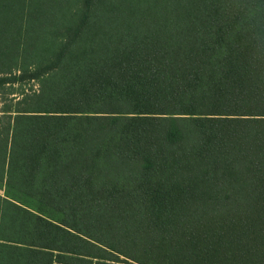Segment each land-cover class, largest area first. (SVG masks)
<instances>
[{
	"label": "trees",
	"instance_id": "16d2710c",
	"mask_svg": "<svg viewBox=\"0 0 264 264\" xmlns=\"http://www.w3.org/2000/svg\"><path fill=\"white\" fill-rule=\"evenodd\" d=\"M29 80L0 110V264L81 260L67 227L264 264V0H0V94Z\"/></svg>",
	"mask_w": 264,
	"mask_h": 264
},
{
	"label": "crops",
	"instance_id": "0c3cea01",
	"mask_svg": "<svg viewBox=\"0 0 264 264\" xmlns=\"http://www.w3.org/2000/svg\"><path fill=\"white\" fill-rule=\"evenodd\" d=\"M66 228V227H65ZM67 230L78 234L79 236H81L83 239L87 240L88 242H84L80 243V254H74L71 252H58V253H62L64 255H73L76 257H79L81 260L78 261H73V262H60V261H55L54 264H112L115 263L113 261L112 255H117L123 259H126L125 262H120L118 261L115 264H140L139 262H137V260H133L132 258L129 259L128 257L118 254L117 252H115L111 247L106 246V245H102L99 242H96L90 238H88L87 236L83 235L82 233L76 232L75 230H72L70 228H66ZM56 252V251H55Z\"/></svg>",
	"mask_w": 264,
	"mask_h": 264
},
{
	"label": "rangeland",
	"instance_id": "374dc122",
	"mask_svg": "<svg viewBox=\"0 0 264 264\" xmlns=\"http://www.w3.org/2000/svg\"><path fill=\"white\" fill-rule=\"evenodd\" d=\"M39 84L40 81L39 80H29V81H24L18 84H15L14 86H7L6 87V91L2 92V94H0V110H2L5 106H7L10 103H14V101L18 98H20L23 92H33L34 90H37L39 88ZM4 91V89H3ZM2 112L0 111V131H2V135H3V126L6 124V119L3 118V116H1ZM5 190H6V186L4 185H0V194L5 196ZM20 199V198H19ZM24 199V198H22ZM24 206H28L32 207L34 206V202H28V200H24L22 201V203Z\"/></svg>",
	"mask_w": 264,
	"mask_h": 264
}]
</instances>
